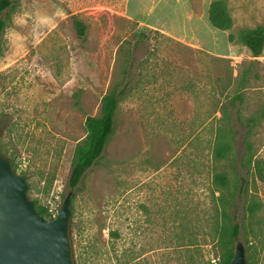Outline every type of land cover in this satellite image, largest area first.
<instances>
[{
	"label": "rangeland",
	"instance_id": "obj_1",
	"mask_svg": "<svg viewBox=\"0 0 264 264\" xmlns=\"http://www.w3.org/2000/svg\"><path fill=\"white\" fill-rule=\"evenodd\" d=\"M11 1L1 34L0 153L52 216L70 194L74 263L94 240L108 252L99 264H116L109 236L116 230L119 248L134 251L128 264L188 261L156 248L181 231L183 243L193 241L195 221L217 205L212 177L222 172L223 197L241 225L232 249L241 242L247 264H264V182L253 162L264 160V58L227 40L264 26V0H225L228 31L209 24L212 0ZM111 92L120 94L113 131L70 188L84 121L99 116ZM220 140L232 150L216 162ZM250 202L260 205L255 217L245 210ZM222 253L210 257L221 261Z\"/></svg>",
	"mask_w": 264,
	"mask_h": 264
},
{
	"label": "trees",
	"instance_id": "obj_2",
	"mask_svg": "<svg viewBox=\"0 0 264 264\" xmlns=\"http://www.w3.org/2000/svg\"><path fill=\"white\" fill-rule=\"evenodd\" d=\"M11 6V0H0V48L1 34L5 26L4 15ZM207 19L212 27L221 31H228L233 25L225 0L210 1L207 9ZM74 26L78 35L82 36L84 34V25L79 20H75ZM227 40L229 43H238L246 47L251 57H258L262 54L264 47V26L256 25L253 28L239 29L235 34L228 33ZM119 100V93L111 92L105 94L100 101L99 116L86 117L84 127L87 135L83 143L78 145L74 151L68 177L70 188L77 186L85 172L103 153L108 137L113 131L114 115L119 105ZM231 150L232 146L229 141H217L213 147V160L219 162L228 158ZM253 162L256 177L264 182V160L255 158ZM11 165L13 166L12 162ZM239 181V190L241 191L245 180L242 176H239ZM212 184L214 187L212 191L213 198L217 202L216 207L213 208V214L205 212L195 221L193 233L190 235V238H193V241H190L191 243H183V231L175 237L165 236V239L162 238L161 242L163 245L156 248L162 256L183 253L186 256L188 255V261H181L179 264H187L188 262H192V264H209L211 260L210 253L213 250L222 249L220 264H228L230 262L234 253L232 249L233 243L239 235L241 225L236 221V216L231 213L234 204L223 197L222 190L227 189L229 184L226 174L222 172L214 173ZM215 191L218 192V195H215ZM259 206L258 202H250L245 210L249 216L255 217ZM35 208L46 219L53 217L47 207L35 204ZM109 236L112 239L110 248L116 252V255H114L116 264H128L136 258L132 249L119 248L118 243L122 239L119 231H110ZM107 253L96 241L89 240L79 255L80 257L85 255L86 258L84 261H76L74 264H82L84 262L85 264H99V260Z\"/></svg>",
	"mask_w": 264,
	"mask_h": 264
},
{
	"label": "water",
	"instance_id": "obj_3",
	"mask_svg": "<svg viewBox=\"0 0 264 264\" xmlns=\"http://www.w3.org/2000/svg\"><path fill=\"white\" fill-rule=\"evenodd\" d=\"M25 177L0 153V264H74L69 225L71 196L46 219L27 195ZM228 264H247L241 242Z\"/></svg>",
	"mask_w": 264,
	"mask_h": 264
},
{
	"label": "built area",
	"instance_id": "obj_4",
	"mask_svg": "<svg viewBox=\"0 0 264 264\" xmlns=\"http://www.w3.org/2000/svg\"><path fill=\"white\" fill-rule=\"evenodd\" d=\"M210 264H220L218 259H211Z\"/></svg>",
	"mask_w": 264,
	"mask_h": 264
},
{
	"label": "crops",
	"instance_id": "obj_5",
	"mask_svg": "<svg viewBox=\"0 0 264 264\" xmlns=\"http://www.w3.org/2000/svg\"><path fill=\"white\" fill-rule=\"evenodd\" d=\"M251 58H255V59H256V58H257V59H258V58H264V48H263V50H262V54H261L260 56H258V57H251Z\"/></svg>",
	"mask_w": 264,
	"mask_h": 264
}]
</instances>
